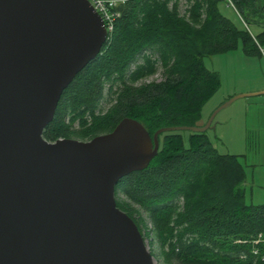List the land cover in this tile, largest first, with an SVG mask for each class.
Here are the masks:
<instances>
[{"label":"trees","instance_id":"obj_1","mask_svg":"<svg viewBox=\"0 0 264 264\" xmlns=\"http://www.w3.org/2000/svg\"><path fill=\"white\" fill-rule=\"evenodd\" d=\"M180 3L121 4L100 53L64 89L43 137L87 140L123 117L151 136L161 127L196 125L220 86L203 58L238 48L260 53L264 0H184L182 11ZM223 4L235 18L224 15ZM158 68L162 79L143 81ZM105 95L110 104L101 111ZM188 132L187 145L177 131L159 135L148 166L115 185L116 205L150 238L158 264H264V203H246L242 161L220 152L206 131Z\"/></svg>","mask_w":264,"mask_h":264},{"label":"water","instance_id":"obj_2","mask_svg":"<svg viewBox=\"0 0 264 264\" xmlns=\"http://www.w3.org/2000/svg\"><path fill=\"white\" fill-rule=\"evenodd\" d=\"M107 32L88 0H0V264H155L115 185L143 170L166 131L123 117L91 139L46 140L64 89L100 53ZM264 90L258 91V94Z\"/></svg>","mask_w":264,"mask_h":264},{"label":"crops","instance_id":"obj_3","mask_svg":"<svg viewBox=\"0 0 264 264\" xmlns=\"http://www.w3.org/2000/svg\"><path fill=\"white\" fill-rule=\"evenodd\" d=\"M221 58V72L216 70L220 86L212 95L217 96L213 108L234 95L247 96L222 108L211 129L221 130L223 153L238 155L245 171H251L246 174V188L257 178L255 170H264V93L251 94L264 90V49L260 48L256 55H247L238 48L222 53Z\"/></svg>","mask_w":264,"mask_h":264},{"label":"rangeland","instance_id":"obj_4","mask_svg":"<svg viewBox=\"0 0 264 264\" xmlns=\"http://www.w3.org/2000/svg\"><path fill=\"white\" fill-rule=\"evenodd\" d=\"M184 7H185L184 0H181V3H180L181 11L184 9ZM221 11L224 13V15L230 17L231 19L235 18V16H236L232 7H228L227 4H223L221 6ZM221 57H222V54L206 56L203 58L204 65L210 70L216 71L218 69L221 72V69H222V67H221V59L222 58ZM263 72H264V70H263ZM160 79H162L161 69L158 68L157 72L154 75L144 79L143 81H145V82H150L153 80L159 81ZM104 92H106V88L104 89ZM216 99H217V96L214 95L213 97L211 96L206 102H204V104L202 105V109H201L200 119L198 120L196 125H204L209 120L213 111L219 106L218 105L217 107L213 108V103L216 101ZM109 104H110L109 98L107 95H105V97L100 102L99 109L101 111H105L107 109V107L109 106ZM219 117H222V114H220ZM219 131L221 132V130H219ZM219 131L213 132L212 129H208L206 131V133L208 134L210 140L213 142V144L216 146V148L220 152H224L223 148H222V144H221V139H219V137H220ZM177 132L183 134L184 141H186L185 144L187 145V135L189 132L186 130L177 131ZM249 172H251V171L248 170L246 172V174H248ZM255 173L257 175V178H255V180L253 181L252 184L250 183L249 185L246 186L245 201H246V203L262 204V203H264V170L257 168L255 170ZM248 180L251 181V179H248ZM141 214H142L144 220L146 221L147 225L150 226L146 213L142 210ZM144 239H145L146 245L148 246V248H150V244H149L150 238L144 237ZM155 264H158V261L156 258H155Z\"/></svg>","mask_w":264,"mask_h":264},{"label":"built area","instance_id":"obj_5","mask_svg":"<svg viewBox=\"0 0 264 264\" xmlns=\"http://www.w3.org/2000/svg\"><path fill=\"white\" fill-rule=\"evenodd\" d=\"M88 1L91 3L93 8L100 15L108 36V34L113 30L114 22L116 18L120 15L118 8L126 0H88Z\"/></svg>","mask_w":264,"mask_h":264}]
</instances>
